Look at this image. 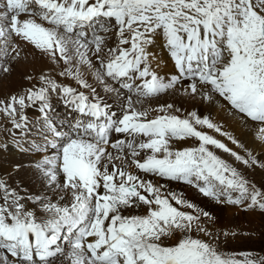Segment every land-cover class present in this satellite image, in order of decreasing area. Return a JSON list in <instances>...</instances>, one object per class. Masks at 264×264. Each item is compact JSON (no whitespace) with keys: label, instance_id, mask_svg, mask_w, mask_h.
<instances>
[{"label":"snow or ice","instance_id":"1","mask_svg":"<svg viewBox=\"0 0 264 264\" xmlns=\"http://www.w3.org/2000/svg\"><path fill=\"white\" fill-rule=\"evenodd\" d=\"M29 52L49 71L0 98V150L42 154L44 195L0 179V264H264L193 238L212 233L163 183L264 214L244 174L264 172V0H0V81ZM177 95L219 104L251 144Z\"/></svg>","mask_w":264,"mask_h":264},{"label":"bare ground","instance_id":"2","mask_svg":"<svg viewBox=\"0 0 264 264\" xmlns=\"http://www.w3.org/2000/svg\"><path fill=\"white\" fill-rule=\"evenodd\" d=\"M159 43L160 40L158 39L157 44ZM156 52L159 56L163 57L164 60L168 59L166 52L161 51L159 48L156 49ZM41 70L49 71V68L40 60L33 59L32 54L29 52L28 59L26 61L22 60L21 63L15 67L13 73L7 80L0 81V98H6L10 94L23 91L29 86L30 82L24 79L25 72L31 75H38ZM157 71L161 75L170 74L172 72V65L171 63H168L167 65L162 63ZM163 99L182 107L185 112L194 110L202 116L209 117L214 122L222 125L225 131L237 137L242 143L251 144L252 130L235 120L231 114L226 109H222L219 104L201 102L199 97L193 101L179 95L175 97L165 96ZM53 103L55 105L54 100ZM55 107L58 111L63 112L62 105L60 107L58 105ZM28 116L34 123L37 118L36 110H28ZM2 121L4 122V120L1 119V123ZM0 128H2V126ZM203 130L208 131L211 135H217L212 133L210 130ZM33 131H35V129H33ZM5 135L6 134L2 131L0 133V138L4 136L5 139ZM217 138L228 144V146L232 147L233 150L240 151L224 137L217 136ZM8 142L10 144L9 150L0 151L1 176L3 178H7L9 180L7 183L10 184L12 188H15L17 192L20 191L19 193L22 195H44L41 176L36 169V163L39 161L42 154L19 152L16 148L11 146V138L8 139ZM177 146L186 147L191 146V144L177 142ZM163 183L166 191L175 192L177 195L182 196L184 199L195 205L196 210L198 211L194 212V214L201 215V218H203V226L206 227L209 232L213 229L226 231L228 228L236 229V227L237 230H241L245 224L247 227H251V225H254L253 221L258 217L255 213L245 211L240 207L227 203H218L205 198L196 189L191 188L188 185L167 181ZM183 210L193 212L192 209L185 208ZM141 211L142 210H136L133 214H140ZM203 213H207L208 215L205 217L203 216Z\"/></svg>","mask_w":264,"mask_h":264},{"label":"rangeland","instance_id":"3","mask_svg":"<svg viewBox=\"0 0 264 264\" xmlns=\"http://www.w3.org/2000/svg\"><path fill=\"white\" fill-rule=\"evenodd\" d=\"M53 100L55 102V106H61L60 103L56 101L55 97H53ZM4 122L7 123L6 121ZM4 122L2 121L1 123L0 119V127L2 126L3 128V125L5 124ZM2 128H0V133L2 132ZM4 140V136L0 138V142H3ZM0 151L2 152L3 150ZM217 154L219 155L220 152H217ZM223 155L225 157L227 156V154ZM226 158L228 160L231 159L228 156ZM235 166L238 167V169H240L242 172H244L243 168L240 165L237 164ZM244 174L248 177V179L256 182L257 185H260L262 182H264V172H261L260 170L252 173L249 169L244 172ZM0 179H3L6 182L9 181L7 178H3L2 176H0ZM251 212L255 213L258 216L257 219L253 221L254 225H251L252 228L247 227V225L245 224L243 225L241 230H237V227L236 229L228 228L226 231L213 229L212 231H210V233H212L211 237L205 236L203 233H198L195 231L191 235L193 236V238H200L205 240L206 242L211 243L222 254L231 255L233 253L250 252L253 257L264 256V214L260 213L259 210ZM225 233H228V235L226 236ZM176 235L180 236L181 234L177 233ZM166 242L170 243L171 240L169 239Z\"/></svg>","mask_w":264,"mask_h":264}]
</instances>
